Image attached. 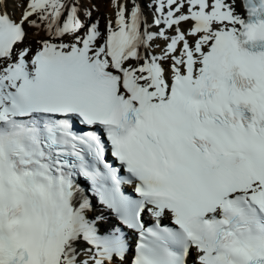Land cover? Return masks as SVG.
<instances>
[{
	"label": "snow or ice",
	"instance_id": "1",
	"mask_svg": "<svg viewBox=\"0 0 264 264\" xmlns=\"http://www.w3.org/2000/svg\"><path fill=\"white\" fill-rule=\"evenodd\" d=\"M0 264H264V0H0Z\"/></svg>",
	"mask_w": 264,
	"mask_h": 264
},
{
	"label": "bare ground",
	"instance_id": "2",
	"mask_svg": "<svg viewBox=\"0 0 264 264\" xmlns=\"http://www.w3.org/2000/svg\"><path fill=\"white\" fill-rule=\"evenodd\" d=\"M104 12H105V8H104V6H103V3H101V11H100V13L98 14V15H100V17H101V21L103 20V15H104ZM103 214H106L105 212H103ZM106 217V216H105ZM112 218H109V217H106V221H107V223H112Z\"/></svg>",
	"mask_w": 264,
	"mask_h": 264
}]
</instances>
